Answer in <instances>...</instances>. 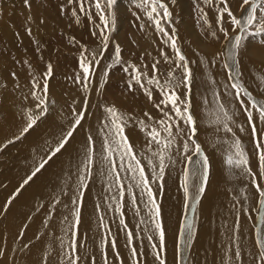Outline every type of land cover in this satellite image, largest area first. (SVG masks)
Instances as JSON below:
<instances>
[{"label": "rangeland", "instance_id": "obj_1", "mask_svg": "<svg viewBox=\"0 0 264 264\" xmlns=\"http://www.w3.org/2000/svg\"><path fill=\"white\" fill-rule=\"evenodd\" d=\"M168 1L166 0L164 2L169 3V8L172 11L173 16L171 23L169 24L165 22V24L166 27L169 29L175 27V29L177 30L176 35L178 36L179 45L182 51L184 52V54L188 57L190 61L189 67L191 68L193 73L190 97H191V103L193 105L192 111L194 116L196 117L197 127H198L196 139L198 143L201 142L200 144L203 148V151L207 155V147L204 144V140L200 128L201 127L200 118H199L200 111L203 112L204 115L205 114L208 115L210 119L209 124L210 125L212 124L211 126L215 127L218 125L213 122L215 117L214 115H212V113L214 112L213 109L215 110L214 107L216 105V101L214 99V93H218L220 101L223 102L221 96L223 91V86H222L223 76H225L226 79L228 78L227 79L228 85L232 82L229 78L230 76L229 69H226L224 67L225 63L232 65L231 74H235L236 72L240 73L241 76L240 78L244 84L247 83L246 85L247 88L249 86H248V80L246 79V75L243 69L246 68V66L244 67L243 65L244 61L250 63V65L252 63H255V67L257 68L260 67L258 68L259 71L261 70L260 78L264 76V67H262L264 65L263 64L264 48H262L260 52L258 51L254 52L253 50L256 56L252 54V52H249L250 50L248 51L247 49V47H249L248 45L252 43L256 44L259 47H263L264 33H257L255 32L254 28L249 29L244 36L241 49L237 50L236 62L231 63L233 61L228 60V52L231 45L234 43V40L231 39L233 34V28L230 25V23L227 21V16H225L224 18L225 19L224 27L229 29L228 37H226L222 32L219 31V24L217 23L215 6H209L204 4L203 0H181L182 2L186 1L184 3L186 8L184 7L183 10L186 11L187 20L179 23L177 17L182 13L180 10V3L178 0H177L178 1L177 4L172 3L171 0ZM177 1L175 0V3ZM11 2L12 1L10 0L0 1V7H2L0 8V17L5 15L6 13H8V15H11V19L9 20V22L7 21L8 19H6L5 21L0 19V264H68V257L65 255V253L71 251L69 245L72 243L73 240H75L76 242V255H78L80 258L77 264H104L103 256L105 251L107 252L109 264H121V261L123 263V261H125L124 260L125 258L117 250L118 244H116L115 251L119 253V256L117 257L114 254L113 249L111 248V238L108 237V243L105 248L101 247V242L106 236L105 234L101 233V230L99 228L100 226L104 228L102 223H98V225L95 226V228L97 229V234L95 237H93L89 232H87L84 229L85 219L83 222L79 223V225L75 227L74 231H68V227L70 223H72L75 219L73 215L75 208L78 206L80 208L81 213H84V211L88 209L87 207L82 206L83 196L82 197L79 196L81 190L78 189L75 192L68 191L66 193L67 195L66 197L63 198L61 196L62 199H59L57 194L58 189L54 187L50 181H48L47 179L48 175H46L45 177L46 182L43 181L42 179L44 177V174L47 173V170L51 168L52 164H54V161L57 160L56 158H58L62 154L61 153L62 151L64 153L66 148L61 150L60 152L61 154L57 153L56 156L52 157V159L48 161L45 167L41 169V171L37 173V175L33 177V179L29 181L27 185L21 187L23 181L29 175H31L39 159L40 158L46 159L48 153L50 152L44 149V145L42 148L43 150L34 149L33 151H31V149L29 148L30 146L26 147V144H24L23 141L28 138L27 136L30 135L29 133H34L35 131L36 133H40L45 126L44 124H46L48 121L51 120L52 115L56 114V112H58L57 110L60 109V107L68 110L69 115L74 117V113H79L81 109L85 106L82 95L84 96V98L86 96L85 98L86 105L90 99V96L92 97V94L97 95V97L100 99H103L104 102H106L105 104H107V106H111L115 104V106L121 112H123L126 117H128V125L125 128V135L128 137L129 142H131L129 137H131L137 131L133 122L134 114L136 117L141 114L137 118L144 120L149 125H154L155 122L150 123L149 121L151 120H149L148 117L146 120V117L144 115L145 112L148 113L149 111L151 112L154 111V114L156 115L155 119L158 120L161 118L162 114L161 113L159 114L158 110L153 107V103L149 101L147 96L142 91L136 90L135 92H129L127 90V84L124 83V81H126L127 79L126 78L127 75L126 73L123 72L121 65H116L115 67H113L112 70L108 72L107 77H105L103 80L101 79L103 77L104 71L107 69V65L112 63L111 54L113 53V48L116 43H118L121 46L122 49L121 56L124 61L130 62L132 64H136L140 66L142 70H143V66L147 65V71L149 75H152V71H151L152 64L156 60L160 61L157 67L159 69V75L161 76L162 79L167 78L168 72L172 71L173 69L175 70L176 77H182L181 70L175 68V64L170 65L163 60L161 56V50L166 52L170 57L173 55V52L168 45H165L163 43L160 34L156 32L157 37L153 39L152 37L147 36V34L144 31V28L141 29V27L139 26L140 23H148V24L150 23V25H152L151 22L148 20V18L144 16L141 9H138L135 5L131 3L126 10V14L123 16V18L125 19L127 18L125 20V24L123 23L121 24L119 11L117 10L118 4L121 2V0H119L118 4L115 6L114 9L116 12V24L114 30L110 34L111 39H110L109 47L108 50L104 53V56L101 58L100 64L95 67V72L97 71L96 75L90 77L92 81L89 86L90 89L89 92L85 93L80 83L78 84L79 86L74 89H71L73 88L71 86H66L68 88L67 89L65 87L66 90L69 91L73 90L71 92L73 97L72 99H69L70 100L69 102L64 103L62 94L57 96V98L56 96L53 95L55 94L53 92L55 83L68 85V83L70 82L71 83L76 82L77 74H80L81 78L83 77L82 70L79 67V59L81 52L84 51L85 49L87 51H84V54L86 56H89V59H91L90 53H96L97 56L99 57V52L102 47L99 40V32L96 29V25L100 24L99 18L96 16L95 11L93 10L91 19H88L82 15L81 22L76 23L75 19L71 17L70 10L73 7L78 8V6L76 4H69L68 0H44V1L28 0V4L25 3V0H21L20 4L23 5H19L17 3L12 4ZM228 2L233 12L234 10H236V6H238L236 12L234 13L239 17L241 15L240 13L244 11L239 6L240 3H242V0L241 1L228 0ZM32 5L33 7H36L35 10L34 8H32ZM200 9H203L205 12H207L208 17L211 20V25L204 24L203 20L200 19V15H201ZM134 13L140 16L139 20L137 19V15H134ZM26 14L29 15L28 17L30 21L29 24L33 28L31 33L28 32L29 27L27 28V24H26V21H28V19L25 18ZM186 22L187 24H185ZM52 28L53 29L57 28V29L56 31H54ZM92 31H97V36L95 37L92 36L91 35ZM211 31H216L217 36L213 37L211 35ZM118 36L119 38H121L120 41ZM252 36L256 38L255 40H252V42H250L249 39ZM145 41H147L148 43ZM151 43L153 45H150ZM149 46L151 47L153 46V47L151 48ZM140 49L141 51L142 50L143 51L141 52ZM218 53L221 54V56ZM242 53H244L245 55ZM258 55L261 57H259ZM203 58L205 62L209 61L207 62L208 64L207 63L205 64ZM49 64H51L52 67V75L50 77H46L45 73L47 72V67ZM206 66L207 68H204ZM2 71L8 72L7 77H12L11 75L14 73H20L18 76L19 78L14 79L12 77L13 79L12 78L9 79L11 81L10 84V82H8L7 79L2 76L3 75ZM70 71L73 72V74L70 75V77L68 78L66 76L63 77V75L69 73ZM22 77H24V79H22ZM112 79L114 80L118 79L121 81L119 82L118 80H116V82L114 81L109 82V80ZM215 79L216 81L214 82ZM45 80H47V87H48L47 100L49 101V113L41 120H39L37 124L32 129L29 130V133L28 132L25 133L24 134L25 136L23 135L21 137L22 139L16 140L15 137L19 136L22 129L26 126L27 113L29 112V110H31L33 114L39 112V109H37L35 105H33L36 104L35 102L37 101L33 99L34 103L31 105V101L27 100L29 98L27 96L32 95L33 91H36L38 95L43 94L42 90ZM34 81L38 83L39 85L38 87L36 86V84H34ZM101 83L104 84L103 88L100 87ZM14 87L16 89L21 88L25 91V93L28 94L24 93L22 95H18L14 92L16 95L15 94L13 95L11 89ZM24 87L27 88L24 89ZM29 87H31V89H29ZM248 89L257 98L264 99V94H260L254 90L252 91L251 88ZM177 91L180 92L179 94L180 96L182 95L181 98H183L188 90L183 86H181L180 88L177 89ZM101 92H103L102 95L100 94ZM114 94H116L117 96ZM112 96H114V98L116 97L115 98L116 100L113 99ZM199 97L202 98L200 99ZM159 98L160 97L158 92L154 91L153 99L156 100V102H159ZM124 99L127 101H125ZM202 101L204 103H202ZM62 103H64V105H62ZM211 103L213 105H211ZM234 103H235L234 107L237 110L238 107L236 105V102L234 101ZM224 104L226 107L232 106L229 102L228 103L226 102ZM127 108H130L131 112ZM136 109L138 113L136 112ZM8 114L10 115V117H8ZM238 115H241L240 112L238 113ZM240 117L242 118V120L236 119V124L244 125L245 134L240 136L238 135L239 133L238 129L234 125L233 128L236 133V136H238L241 139L245 150L248 152V155L251 158L254 155V140L261 137V131L262 129H264V125H261L257 122L258 120L255 119V113H254V122L257 123V133L256 136L253 137L250 133V129H248L249 126L246 123L245 116L241 115ZM88 118L89 116L85 112V120L82 122L88 123L89 122ZM8 123L10 124L8 125ZM181 127L184 128L185 131H187V127L182 123H181ZM39 128H41V130ZM67 129H69V127ZM67 131L68 130H66L65 132L67 133ZM66 133H63L62 135ZM43 134L44 135L41 136L42 139H44L45 136L48 137L50 136V133L46 130H44ZM53 137L56 138L54 134L53 136H50V138ZM228 137H226L228 139L227 144L231 140L232 134L230 133V136ZM50 138L49 139L46 138L45 141L46 144L45 143L44 144L46 146L48 143H50L53 149L59 142L58 140H60L62 137L58 140L56 139L54 140V138L53 139ZM185 139H187L186 136L177 137V145L171 151V160L166 159L165 161L166 164H168V167L165 172V177H164L165 182L163 183V188L161 190L157 187L156 184H153V191L156 193V200L158 199L157 203L159 204L160 207V219L162 221V224L166 218V213L163 210V208L166 209L164 198L166 195H171V199L174 196L178 200L179 212H180V215L178 214V217H176L174 223V225L176 226L177 234H179V231L183 226L184 219L185 217H187L188 221L192 222L194 225V236H193V240H194V238L197 235V230L200 227L198 223L200 222L202 217L200 203L205 196L204 194L206 193L204 192V194L202 195L203 198H201L200 202L196 204L195 212L191 210V204L194 203L193 201L192 202L187 201L189 207H187L186 209L184 204L186 203V199L184 197L185 194L183 193V190L180 185V181L182 179V172L184 171L185 168V160H184L181 144H183V141ZM70 140H69V144L67 143L65 147L67 146L68 148V146L69 147L72 146V143L70 144V142L73 141ZM147 140L149 139H146L145 141L147 142ZM9 141L12 142L9 143ZM51 141H53L52 142L53 146ZM146 142L140 140V145L142 146L143 143V146H145L146 148L156 147L154 143L152 145H149V142L147 146L145 145ZM250 142H253V144H251ZM15 144H17V146L23 144L22 147L23 149L21 148L22 151H20L21 149L18 150ZM146 148L143 150H147ZM225 149L223 147V149L220 150L219 156L223 162L224 167H226V169H231L227 165L225 160L228 154V145ZM39 150H41V152ZM46 151L47 153H45L44 155L43 152ZM178 153H181L183 162L179 168L180 172L177 171L174 173L172 172L171 169L175 167L174 158ZM136 154L138 155L137 158L140 159V161L142 162L141 164L144 166L146 173L148 175L150 174L149 178L151 179V172H150L151 168H149L150 166L148 165V158L149 157H151L152 159L154 158L153 162L156 163H158V158L153 157L152 155L146 156L144 158L143 156L141 157L138 153ZM71 157L73 158V160L77 158L75 157V155L73 156L72 154ZM196 158L198 157H194V159ZM146 165H148L149 167ZM67 169L70 172L69 176H71L73 169L71 167H67ZM117 170L121 173L120 168H118ZM7 171L9 173L10 171L14 172L13 174L10 173L8 179L5 176V173H7ZM21 174H23V176ZM259 176L260 174H257V180L259 183H262L261 186L263 187L264 179H261ZM167 177L169 178L171 177L172 179L171 185L169 186L167 185ZM121 178H122V174H121ZM34 185L37 186L39 185L36 194L30 197V199L27 202H25L24 205H21L20 196H23L24 194H29L31 187H33ZM251 186H253L252 183ZM251 186H249L250 189L253 192H255L256 191L255 186H253V188ZM174 188L177 189L175 190ZM81 189L84 191V189L87 188H81ZM243 196L245 197V193ZM77 197H80L78 205L73 203V200L76 199ZM247 202L248 203L245 202V204L247 205L249 204L250 208L252 209V213L249 214L247 218L251 216L249 220V225L251 227V232L252 233L255 232L252 235L254 236L253 240L256 243L258 236H264V224L259 223L260 222L258 215L259 197L257 191L255 192V199H252V201L247 200ZM63 206L65 207L63 209H60V207ZM139 206H140L139 202L136 201V207ZM98 212H99V216L103 217L104 220L106 218L105 212L101 208L98 210ZM103 220H101V222ZM124 220L125 223L128 225V229H130L134 233V237L136 236V239H134L133 237L132 246L136 247L137 249V256H138L137 258L142 260V264H147L145 259H143L144 252L142 249H144V245H143L144 241L139 234L140 228L138 227L139 233L138 232L136 233L131 222L128 221L125 215H124ZM236 222L234 223L235 230L236 229L238 230H236V234L234 236L235 239H237V234L240 228V226L236 224ZM163 227L165 231V226L163 225ZM124 235L126 236V233ZM148 241H149L148 239L145 240V242H147L148 245L150 244L151 246L152 243H157V247L158 248L160 247V245L158 244V235H156V238H152V241L149 242ZM176 242H177L176 251L178 253L176 252L175 264H182V263L186 264L185 263L186 260L183 256L184 251L186 250L183 251L181 250L182 248H184V246L180 245L178 236H176ZM192 247H193V241L191 243V246L186 249L190 252ZM256 247L257 250L259 251L258 243H256ZM167 249H168V243H166V245H163V250L166 258V264H169L170 258L167 256L168 254ZM140 252H142V254ZM181 255L182 257H180ZM130 257L132 259L131 251H130ZM187 258L189 262L190 258L188 256Z\"/></svg>", "mask_w": 264, "mask_h": 264}, {"label": "snow or ice", "instance_id": "obj_2", "mask_svg": "<svg viewBox=\"0 0 264 264\" xmlns=\"http://www.w3.org/2000/svg\"><path fill=\"white\" fill-rule=\"evenodd\" d=\"M119 0H68L69 4H76L77 7H73L71 11V17L75 19L76 23L81 22L82 15L88 19L92 18V12L95 11L96 16L99 18L100 24L96 25V29L99 32V40L101 49L99 57L96 53H90L89 56L81 52L79 59V67L82 70L83 77L77 74L76 82L80 83L85 93L89 92V86L91 84L90 77L95 76V67L101 62V58L108 50L111 32L115 28L116 24V12L115 6ZM138 9H141L144 16L153 25L156 32L161 36V39L165 45H168L173 52L170 57L166 52L161 50V56L163 60L168 64H175V68L181 70L182 77L175 76V70L169 71L167 78H161L159 75V69L157 65L160 63L156 60L152 64V75L148 74L147 65L143 66V70L136 64H131L122 59L121 46L116 43L113 48L112 63L107 65V69L103 73L102 80L107 77L108 72L112 70L116 65H121L122 70L127 75L126 84L129 92H135L136 90L142 91L149 101L153 103V107L162 114L161 118L155 121L154 125L147 124L144 120L137 122L138 127L146 131L149 137V145L153 143L157 147V151L152 153V156L158 158V163L153 162L151 157L148 158V165L151 168V179L146 173L144 166L141 164L140 159L133 151L132 145L129 143L128 137L125 135V128L128 125V117L125 116L115 105L107 106L104 108V122L99 129V133L102 136L101 145V174L107 176L109 181V188L111 189L115 185L117 190V196H113L112 199L116 200V209L120 212V225L126 230L127 245L130 247L132 264H142V260L137 258V249L132 246L133 232L128 229V225L124 220L123 213V199L125 185L121 180V173L118 168L124 169L125 174L128 175L129 183L127 185L129 194L131 195V203L136 209V214L139 215L140 209L136 207L137 193L133 189H138L139 196L143 200V207L147 213V220L141 217L140 223L144 224V231L151 233L147 236L149 241H152V235H158V244H151L152 253L159 264H166V258L164 255L163 245L165 242V231L160 219V207L156 200V193L153 191V184H156L159 189L162 190L165 172L168 167L166 159L171 160V151L177 145V137L186 136L187 139L183 141L182 151L185 160V168L182 173V179L180 181L181 188L185 194V207H189L187 201H193L191 204V210L195 212L196 204L200 202L202 195L206 190V184L209 178V158L204 153L202 146L197 142V120L192 111V103L190 97L191 84L193 79V73L189 67L190 61L188 57L182 51L178 36L176 35L175 27L171 29L166 27L165 22L171 23L173 13L169 8V4L164 0H130ZM175 3V0H171ZM28 4V0H25ZM203 3L209 6L216 7L217 23L219 24V31L226 37L229 36V29L224 27L225 16L227 21L233 28V34L231 39L234 43L231 45L228 52V60L236 62L237 50L241 49L242 41L245 34L249 29L254 28L257 33H264V0H242L240 8L244 11L238 17L229 5L228 0H203ZM199 7V6H198ZM63 11V9H62ZM200 19L204 24L211 25V20L208 17L207 12L200 9ZM137 19H140L138 14ZM141 29L145 27L143 23L140 25ZM238 30V31H237ZM30 32V30H29ZM92 36H97V31H92ZM213 37L217 36L216 31H211ZM224 67L230 71L229 85L225 86L226 94L233 96L238 101L239 108L236 111H231L226 107L219 99V94L214 93V99L216 101L214 115V123L222 125L223 130L226 133H231L232 138L228 142V154L226 157L227 165L232 169H239L240 174L245 178L251 180V183L255 186V189L259 197V220L261 224H264V187H261V183L257 181V173L253 172L248 152L245 150L241 139L236 136L233 125L240 131L244 132L245 127L242 124H236V116L242 111L246 118V123L249 126L250 133L253 137L257 133V123L255 119L262 125H264V99H259L253 95L247 86L240 78V73L236 72L231 74L232 65L225 63ZM52 75L51 64L47 67L46 77ZM34 84L38 87V83L34 81ZM259 84L264 87V76L260 78ZM104 84L101 83L100 87L103 88ZM183 86L188 91L185 96L181 98L178 88ZM230 89V90H229ZM154 91L159 94V102L153 99ZM43 94L38 95L36 91H33L32 95L37 101L35 107L39 109V112L33 114L31 110L27 113V123L22 129L19 136L15 139L19 140L21 137L29 132L39 120L45 117L49 113V101L47 100V80H45ZM247 101V103H246ZM85 106L79 113H74V119L69 127L67 133L62 136L57 145L48 153L47 158H40L37 165L34 167L31 175H29L24 181L21 187L27 185L29 181L33 179L45 167L52 157L60 153L65 145L69 143L70 138L73 137V133L77 131L78 127H83L82 121L85 120ZM144 115L152 120L150 113L145 112ZM181 123L187 127V131L181 127ZM175 130V131H174ZM12 141H9L11 143ZM86 148L84 154V160L82 161V168L79 170L80 187L86 188V181L92 175V166L95 163V147L92 136L89 134L86 137ZM179 150V149H178ZM254 152L258 156V171L260 178L264 179V129L261 131V137L254 140ZM194 157H198L194 159ZM83 196V192H80V197ZM80 197L73 200L74 204H79ZM111 208L112 205L109 204ZM74 221L70 223L68 231H74L75 227L80 223V208L77 206L73 212ZM103 220V217H101ZM151 225V227H149ZM105 229H108L107 223L103 224ZM194 236V225L188 221L187 217L184 219L182 228L178 234V240L180 245L186 250L191 246ZM108 243V237L105 236L101 242V247L105 248ZM257 243L259 244L258 252V264H264V236L257 237ZM71 251L66 252L68 257V264H77L79 256L76 255V242L75 240L69 245ZM111 248L114 254L118 257L119 253L115 251L116 241L115 237H111ZM225 264H240L238 259H233L230 256L229 249L225 248ZM235 257H240V252H235ZM104 264H109L107 252L105 251ZM122 264V261H121Z\"/></svg>", "mask_w": 264, "mask_h": 264}, {"label": "bare ground", "instance_id": "obj_3", "mask_svg": "<svg viewBox=\"0 0 264 264\" xmlns=\"http://www.w3.org/2000/svg\"><path fill=\"white\" fill-rule=\"evenodd\" d=\"M10 1H12L11 2L12 4L17 3L19 5H23V4H20L21 0H10ZM164 1H166V0H164ZM178 1L180 3V10H181L182 13L177 17V20H178L179 23H181V22H184L185 20H187L186 11L183 10L184 7L186 8V6L184 4L186 1H184V2H182L181 0H178ZM178 1L176 3H174V4H177ZM239 1H241V0H239ZM130 4H131V2L129 0H121V2L118 4V7H117L118 9L117 10L119 11L121 24L122 23L125 24V20L127 18L125 19V18H123V16L126 14V10H127V8L129 7ZM5 5H7V4H5ZM3 7H4V5H3ZM237 7L238 6H236V10H237ZM0 8H2V7H0ZM32 8H34V10L36 9V7H33V5H32ZM236 10H234V12H236ZM28 17H29V15L26 14L25 18L28 19ZM0 19H2L4 21L6 19H8L7 21L9 22V20L11 19V15H8V13H6L5 15L1 16ZM29 23H30V21L28 19V21H26V24H27V28L29 27L28 29L30 30V32H29V30H28V32L31 33L33 28L30 26ZM49 24H51V23H49ZM143 24L145 25L144 31H145V33L147 34L148 37H152L153 39L155 37H157V33H156L153 25H150V23L149 24L148 23H143ZM185 24H187V22ZM140 25H141V23H140ZM50 27H52V26H50ZM122 27H124V26H122ZM56 29L54 28L53 30L56 31ZM146 34H145V36H146ZM118 38H119V36H118ZM255 38L256 37L252 36V37H250L249 41L252 42V40H255ZM120 39L121 38H119V41H120ZM145 42H147V41H145ZM155 42H156V40H155ZM157 44H158V42H157ZM141 45H142V43H141ZM143 45H145V44H143ZM150 45H153V44L151 43ZM248 46L249 47H247V49H248V51L250 50L249 52H252V54H254V52H257V51L260 52L262 50V48H264V46L263 47H259V46H257L254 43H252V44H250ZM149 47H151V46H149ZM253 50H254V52H253ZM140 51H141V49H140ZM212 51H215V50H212ZM192 54H193V52H192ZM242 54H244V53H242ZM219 55L221 56V54H219ZM244 55H242V56H244ZM261 55H262V53H261ZM216 56H217V54H216ZM143 57H145V56H143ZM192 57H193V55H192ZM259 57H261V56H259ZM258 59H260V58H258ZM151 60H152V58H151ZM192 61H193V59H192ZM203 61H204V58H203ZM255 61H257V60H255ZM207 62H209V61H207ZM207 62H205V64ZM222 62H224V61H222ZM128 63H130V62H128ZM231 63H233V62H231ZM221 64H223V63H221ZM263 64H264V62H263ZM243 65H244V67L246 66V68H243V69H244V73L246 75V79L248 80V86H249L248 88H251L252 91L254 90V91H256V92H258L260 94H264V87H261L260 84H259L260 71L261 70L259 71L258 68H260V67L257 68V67H255V63H252L250 65V63H247L246 61H244ZM241 67H242V65H241ZM262 67H264V65ZM204 68H207V66L204 67ZM77 72H78V70H77ZM2 74H3L2 76L5 77L7 79V81L10 82V84H11V81L9 79H11L12 77L14 79L19 78L18 76H19L20 73H14V74L11 75L12 77H7L8 76V72H3ZM72 74H73V72L70 71L69 73H66L65 75H63V77L66 76L68 78ZM228 76H226V77H228ZM229 78H230V76H229ZM22 79H24V77H22ZM198 79H199V77H198ZM220 79H222V78H220ZM227 79L225 78V76H223V79H222L223 80L222 81L223 91H222V95H221L222 96V100H223V103H226V102L228 103L229 102L232 105V106L228 107V108H230L231 111H236V108L234 107V105H235L234 101L236 102V105L239 108L238 101H236L233 96L227 95L226 92L224 91L225 90V86L228 85ZM116 80H118V79H115V80L112 79V80H109V82H113V81L116 82ZM217 80H218V78H217ZM118 81L120 82L121 80H118ZM215 81H216V79L214 80V82ZM124 83L126 84V81H124ZM78 84L79 83H77V82H75V83H71L70 82V83H68V85L55 83V87H54V91H53L55 94H53V95L56 96V98H57V96L62 94L63 102L64 103L69 102L70 101L69 99H72V97H73V95L71 93L73 90L72 91L66 90L65 87L66 86H71V87H73L71 89H74V88L79 86ZM245 85H247V83ZM94 86H96V85H94ZM27 87H24V89L27 88ZM29 89H31V87H29ZM11 90H12V94L13 95L15 93L18 94V95H22V94L25 93V91L23 89H21V88H17L16 89L14 87ZM91 90H93V89H91ZM180 92H181V90H180ZM25 94H28V93H25ZM100 94L102 95L103 92H101ZM104 94H105V92H104ZM114 95H116V94H114ZM27 97H29L27 100L31 101V105H32L34 103V101H33L34 98L32 97V95H28ZM82 97H83L84 103H86L85 102L86 96L84 98V96L82 95ZM112 97H113V99L116 98V97L114 98V96H112ZM196 98H198V97H196ZM206 100H205V102H206ZM125 101H127V100H125ZM203 101H202V103H204ZM35 103H37V102H35ZM64 103H62V105H64ZM105 103L106 102H104L103 99L98 98L97 95H93L92 94V97L90 96V99L87 102V108L85 110V112L89 116V118H88L89 122L88 123L82 122L83 127H78L77 128V131H75L73 133V137L70 138L71 139L70 141H73V142H70V144L72 143V146L70 145L71 147L68 146V148H67V146L65 147L66 148L65 152L63 153V151H62L61 152L62 154L60 153L61 155L58 158H56L57 160L54 161V164H52L51 168H49L47 170V173L44 174V177L42 179H43V181L46 182V178L45 177H46V175H48V178H47L48 181H50L51 184L58 189V191H57L58 193L57 194H58L59 199H62V197L63 198L66 197L67 196L66 193L68 191L75 192L76 190L80 189L81 192H83L82 206L88 208L86 211H84V213H81V215H80V217H81L80 223L83 222L84 219H85L84 229L87 232H89L93 237H95L96 234H97V229L95 228V226L98 225V223H102V225L104 223H107L108 229H104L101 226L99 227L100 230H101V233L105 234L106 236L108 235L107 237H109V238L114 236L115 239H116V244H118L117 250L125 258L124 259L125 261H123L122 264H132V259L130 257V248H129V246H126L127 245V238L124 235L126 233V230H124L122 228V226L120 225V212L117 211V209H116V200L112 199L113 196H117L116 187H115V185H113V187L110 189L109 188V181L107 179L106 173H105V175L101 174V171H102V168H101L102 136L99 133V129L102 127V124L104 122V117H105L104 108L107 107V104H105ZM33 105H36V104H33ZM118 105H119V103H118ZM211 105H213V104L211 103ZM199 107H200V105H199ZM127 109L130 111V108H127ZM200 110H198V111H200ZM57 111L58 112H56V114L52 115V118H51L50 121H48L46 124H44L45 121L43 122V124L45 126L43 125L44 128L42 130L43 132H44V130L48 131L50 133V136H53V134H54L56 136V138L53 137L54 140L55 139L56 140L60 139L63 136L62 134L66 133L65 131L68 130L67 128L71 126V122L74 119L73 116L69 115L68 110H66L65 108H61L60 107V109H58ZM213 111H215V110L213 109ZM93 112H95V113H93ZM97 112H98V114H97ZM136 112H137V109H136ZM148 113H150V115L152 117V120L149 121V122L150 123H154L156 121V119H155L156 115L154 114V111H152V112L149 111ZM91 114H92V116H91ZM240 114L242 116H244L242 111L240 112ZM140 115H138V116H140ZM241 115L237 114L235 119H237V120L241 119L242 120V118L240 117ZM8 117H10L9 114H8ZM137 117L134 114V121L133 122H134V125H135L137 131L135 130L136 131L135 134L132 133L133 135L131 137H129L130 140H131V142H129V143L132 145L134 153L136 152L141 157L143 156L145 158L146 156H151L153 152H156L157 151V147L146 148L145 146H143V143H142V146L140 145V140H143V142H146L145 140L149 139V137L147 136L145 130H142L140 127H138L137 122L140 121L141 119H139ZM129 118H130V116H129ZM199 118H200V125H201L200 128H201L202 137H203V140H204V144L207 147V156L209 158L210 170H209L208 182L206 184L207 185V188H206V191H205L206 194H204L205 196H204V198L202 197L203 200H201V203H200V209H201V214H202L201 220L199 218L200 222L198 223L200 225V227L197 230V235H196V237L193 240L192 249L190 250V252L187 249H186V251H184L183 256H184V258L186 260L185 263L186 264H225L226 257H225V251L224 250H225V248H227V249H229V253L228 254L230 256H232L233 259H238L240 264H258V252L259 251L257 250V247H256V243L257 242L255 243V241L253 240L254 236L252 235L255 232H253V233L251 232V227L249 225V220H250L251 216H249L247 218V216L252 213V209L250 208L249 204L248 205L245 204V202L248 203L247 200L252 201V199H255V192L256 191L253 192L250 189L249 186H251V180L248 179V178H245L244 176H242L240 174V170L239 169H232V168L231 169H226V167H224V165H223V162H222V160H221V158L219 156V152H220L221 149H223V147H224V149L227 147V145H228L227 141L229 139L228 136H230V133H226L223 130L222 125L218 124L215 127L211 126L212 124L211 125L209 124L210 119H209L208 115H206V114L204 115V113L201 112V111H200V117ZM146 120H147V117H146ZM9 124L10 123H8V125ZM39 129L41 130V128H39ZM42 131L41 132L39 131L40 133H36V131L34 133H29L28 132L30 135L27 136L28 138L23 141V143L26 144V147L30 146L29 148L31 149V151H33L34 149H42L43 145H44V149L48 150V152L52 150V147H51L50 143H48L49 145L47 144L45 146L46 138L49 139L50 136L49 137L45 136L44 139H42L41 136L44 135ZM57 132H58V135H57ZM238 132H239L238 135H240V136L245 134V131L244 132H240L238 130ZM89 134L92 136L93 142H94V147H95V157H94V159H95V163H94V165H93V167L91 169L92 175L86 181V183H87V187L86 188L87 189H84V191H83L81 189V187H80V181H79L80 172H79V170L82 168V161L84 160L85 148L87 146L86 137ZM45 135H46V132H45ZM226 137H228V139ZM53 138H50V139H53ZM58 141H60V140H58ZM52 142L53 141H51V143ZM148 142H149V140H147L145 145L148 146ZM250 143L253 144V142H250ZM15 145H16L18 150L23 147V144L18 145V146H17V144H15ZM52 146H53V143H52ZM145 148L147 150H143ZM22 149L20 151H22ZM39 151L41 152V150H39ZM43 153L45 155V153H47V151L43 152ZM71 154L73 156L75 155V157H77V158H75V160H73V158L71 157ZM41 155H43V154H41ZM137 157H138V155H137ZM153 157H155V156H153ZM249 161H250V166H251L253 172H256L257 174H259V171H258V156L256 155L255 152H254V155L251 158L249 156ZM182 162L183 161H182L181 153L176 154V156L174 158V166L175 167L171 169L172 172L175 173V172L179 171V168H180V165L182 164ZM146 166H148V165H146ZM24 167H26V166H24ZM67 167H71L73 169V171L71 173V176H69L70 172L67 169ZM9 169H11V168H9ZM12 169H14V168H12ZM21 170H22V168H21ZM12 171H10V173L13 174L14 172H12ZM120 171H121V174H122L121 180L123 181V183L125 185V188H124L125 195H124V199H123V213H124L125 217L128 219V221L131 222V224L134 227V230H135L136 233L137 232L139 233L138 227L140 228V233L139 234H140V237L144 241L143 242L144 249H142L143 252H144V254H143L144 258L143 259H145L147 264H159V262L155 259L154 255L152 253L150 244L148 245V243L145 242V240L147 239V236L149 234H151V233H146L144 231L145 225L140 223L141 217H143L145 220H147V218H148L147 217V213H146V211L144 210V207H143V203L144 202L139 196L138 189H133L137 193L136 201H138L139 205H140L138 207L140 209V212H139V215H137L136 214V209L133 207V205L131 203V195L129 194V191H128V188H127V185L129 183L128 175L125 174L124 169L120 168ZM10 173L8 171H7V173H5V176L7 177V179L9 178ZM18 174H20V173H18ZM21 175L23 176V174H21ZM14 177H15V175H14ZM259 180H261V179H259ZM171 181H172L171 177L170 178L167 177V185L168 186L171 185ZM175 185H176V182H175ZM175 185H174V187H175ZM38 186L34 185L33 187H31V190H30L29 194H24L23 196H20L21 205H24L25 202H27L30 199V197H32L33 195L36 194V192L38 190ZM253 186H251V187L253 188ZM174 189L176 190L177 188H174ZM179 192H180V190H179ZM244 193H245V197L243 196ZM79 196H80V193H79ZM117 199H119L118 196H117ZM164 201H165V206H166V209L163 208V210L166 213V218L163 221V225L165 226V242H164V245H166V243H168V249H167V253L168 254H167V256L170 258L169 264H175V261H176L175 256H176V252H177L176 251V243H177L176 242V236H178V234H177L176 226L174 225V223H175L176 217H178V214L180 215L179 204H178L177 198H175L174 196L171 199V195H166L165 198H164ZM109 204L112 205L111 208L109 207ZM21 205H20V208H21ZM181 206H183V205H181ZM257 206H258V204H257ZM64 207L65 206L60 207V209H63ZM100 208L105 212V215H106V218L102 222L100 220L101 217L99 216V212H98V210ZM235 222H236V224H238L240 226L239 232L237 234V239L234 238V236L236 234V230H238V229L235 230V224H234ZM149 227H151V225H149ZM260 228H261V225H260ZM175 230H176V233H175ZM253 230H255V229H253ZM133 237H134V233H133ZM152 238H156V235H152ZM228 238H229V240H228ZM134 239H136V236L134 237ZM230 239H232V240H230ZM139 246H140V243H139ZM139 250H141V249H139ZM236 251L240 252V257L239 258L235 257V252ZM140 253L142 254V252H140ZM187 256L190 258L189 262H188ZM180 257H182V255Z\"/></svg>", "mask_w": 264, "mask_h": 264}]
</instances>
